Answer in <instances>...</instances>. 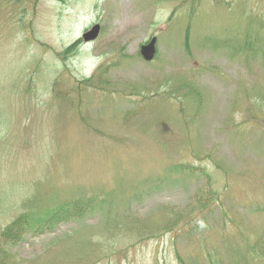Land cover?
<instances>
[{"label":"rangeland","instance_id":"1","mask_svg":"<svg viewBox=\"0 0 264 264\" xmlns=\"http://www.w3.org/2000/svg\"><path fill=\"white\" fill-rule=\"evenodd\" d=\"M77 198L0 264H264V0H0V234Z\"/></svg>","mask_w":264,"mask_h":264},{"label":"trees","instance_id":"2","mask_svg":"<svg viewBox=\"0 0 264 264\" xmlns=\"http://www.w3.org/2000/svg\"><path fill=\"white\" fill-rule=\"evenodd\" d=\"M80 41L77 40L75 42H73L71 45L67 46L63 52H62V56L63 58H67L70 53H72L75 50V47L77 45V43H79ZM185 47L188 49L189 45H188V41H185ZM73 50V51H72ZM72 51V52H71ZM68 55V56H67ZM72 55V54H71ZM84 83H87V80H84ZM80 198V197H79ZM75 200V199H73ZM86 203H85V202ZM79 200L77 198V201L75 200L74 202L71 200L70 203V207H66V206H61L58 209H54L52 211H47L46 213H43L40 217L38 218L36 217V213H35V217L30 218L27 214L21 215L19 217H17L13 222H11L10 224H8L2 231L0 237L4 238L5 240H8L9 238H15L17 237L19 231L21 230L20 227L24 224L27 223V221H32V219H34L31 222V226L32 227H36L38 226L40 228V231L43 229L41 227L43 226H47V227H53L54 224L68 220L71 217H79L82 216L84 212L87 211V202L89 201L88 199L85 200ZM44 214L46 215L45 217V221H44ZM222 255H220L218 252L215 251H208L207 252V259L208 262L210 264H225V259L221 257ZM178 260H179V264H186L185 260L182 259V256H178Z\"/></svg>","mask_w":264,"mask_h":264},{"label":"water","instance_id":"3","mask_svg":"<svg viewBox=\"0 0 264 264\" xmlns=\"http://www.w3.org/2000/svg\"><path fill=\"white\" fill-rule=\"evenodd\" d=\"M98 31H99V25L95 24L89 31L83 34V39L84 40L94 39L97 36ZM154 43L155 40L152 39L147 45H144L141 48V54L146 60H150L153 57V54L155 52Z\"/></svg>","mask_w":264,"mask_h":264}]
</instances>
